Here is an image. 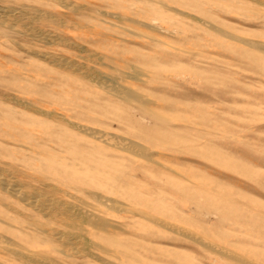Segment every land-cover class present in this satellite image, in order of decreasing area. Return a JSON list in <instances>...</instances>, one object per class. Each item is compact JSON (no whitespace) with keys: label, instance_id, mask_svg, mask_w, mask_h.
<instances>
[{"label":"rangeland","instance_id":"rangeland-1","mask_svg":"<svg viewBox=\"0 0 264 264\" xmlns=\"http://www.w3.org/2000/svg\"><path fill=\"white\" fill-rule=\"evenodd\" d=\"M45 261L264 264V0H0V264Z\"/></svg>","mask_w":264,"mask_h":264},{"label":"bare ground","instance_id":"bare-ground-1","mask_svg":"<svg viewBox=\"0 0 264 264\" xmlns=\"http://www.w3.org/2000/svg\"><path fill=\"white\" fill-rule=\"evenodd\" d=\"M3 13H4V11H3ZM120 22V21H119ZM49 39V38H48ZM23 47V46H22ZM124 94L125 95H127L128 97H131V98H133V96H132V92L130 93V92H128V91H124ZM136 98V97H135ZM91 136V135H90ZM101 135H99L98 137L99 138H97V139H99L100 141H103V140H106L107 138L106 137H100ZM109 141L110 142H112L111 141V139H109ZM104 142H106V141H104ZM120 144V143H119ZM13 177V176H12ZM9 184V183H8ZM13 185V184H12ZM21 189V188H20ZM23 193V192H22ZM40 196V195H39ZM109 201V200H108ZM81 213V212H80ZM79 213V215H81ZM89 221H93V222H96V221H94V220H89ZM105 227V226H104ZM71 242V241H70ZM1 246H2V244H1ZM23 250V249H22ZM7 251H9V252H11V253H13V254H15V255H17V256H19V257H21V258H23V259H27V260H33V259H35V257L32 255V256H30V255H28V254H23L22 252H20V251H18V250H15V249H11V248H8L7 249ZM77 252V251H76ZM46 258V257H45ZM95 258V257H94ZM40 259V258H39ZM36 261H39L38 259H36ZM30 263H31V261H30ZM43 263H45V264H51V263H49L48 261H45V262H43Z\"/></svg>","mask_w":264,"mask_h":264}]
</instances>
